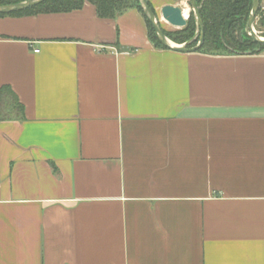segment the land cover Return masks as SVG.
Here are the masks:
<instances>
[{"label": "crops", "instance_id": "0c3cea01", "mask_svg": "<svg viewBox=\"0 0 264 264\" xmlns=\"http://www.w3.org/2000/svg\"><path fill=\"white\" fill-rule=\"evenodd\" d=\"M5 85L0 264H264V51L159 49L85 3L0 18Z\"/></svg>", "mask_w": 264, "mask_h": 264}, {"label": "trees", "instance_id": "16d2710c", "mask_svg": "<svg viewBox=\"0 0 264 264\" xmlns=\"http://www.w3.org/2000/svg\"><path fill=\"white\" fill-rule=\"evenodd\" d=\"M26 0H0L1 5H12ZM85 3L94 6L96 14L102 19H112L116 15L130 9H137L145 19L148 36L152 44L159 49H165L158 41L155 31L143 15L138 0H46L31 9L3 17H26L39 14L68 13L79 10ZM152 9L150 3L148 2ZM200 7L203 22V42L197 52L206 54H255L264 51V44L253 41L246 33L245 27L252 9V0H196ZM153 11V9H152ZM264 29V17L258 11L255 29ZM163 29V28H162ZM163 32L167 38L176 44H184L193 39L196 25L192 12L184 28L174 33ZM196 42L188 45L194 47ZM24 107L9 86L0 87V121H22Z\"/></svg>", "mask_w": 264, "mask_h": 264}, {"label": "water", "instance_id": "95a60500", "mask_svg": "<svg viewBox=\"0 0 264 264\" xmlns=\"http://www.w3.org/2000/svg\"><path fill=\"white\" fill-rule=\"evenodd\" d=\"M46 0H26L17 4L12 5H1L0 6V15H9L17 12H22L37 5L45 2ZM139 5L142 9L143 15L151 24L159 43L167 50L178 52V53H193L197 52L203 42V22L200 16V7L197 6L196 0H189V15L192 12L196 25V33L193 39L184 44H176L167 38L163 32L162 27L156 17L154 11L150 8L147 0H138ZM260 9V0H252V9L245 27V33L256 43L264 44V37L257 35L255 31V19L256 15ZM184 9L178 6H165L161 9L162 19L172 28L182 29L186 26L187 18H184L183 14ZM196 42L194 47L189 48L188 45Z\"/></svg>", "mask_w": 264, "mask_h": 264}, {"label": "rangeland", "instance_id": "374dc122", "mask_svg": "<svg viewBox=\"0 0 264 264\" xmlns=\"http://www.w3.org/2000/svg\"><path fill=\"white\" fill-rule=\"evenodd\" d=\"M177 30H179V29H175V28H172V27L164 28V31H166L167 33H174ZM255 31H256V33H257L258 36L264 37V29L263 28L257 27L255 29Z\"/></svg>", "mask_w": 264, "mask_h": 264}, {"label": "built area", "instance_id": "2783aa9c", "mask_svg": "<svg viewBox=\"0 0 264 264\" xmlns=\"http://www.w3.org/2000/svg\"><path fill=\"white\" fill-rule=\"evenodd\" d=\"M259 11L261 12L262 16L264 17V0H263L262 3L260 2V9H259Z\"/></svg>", "mask_w": 264, "mask_h": 264}, {"label": "bare ground", "instance_id": "6f19581e", "mask_svg": "<svg viewBox=\"0 0 264 264\" xmlns=\"http://www.w3.org/2000/svg\"><path fill=\"white\" fill-rule=\"evenodd\" d=\"M183 14H184V18H187L188 15H189V9L186 8V9L183 11Z\"/></svg>", "mask_w": 264, "mask_h": 264}]
</instances>
